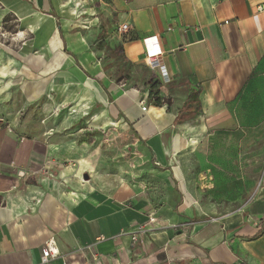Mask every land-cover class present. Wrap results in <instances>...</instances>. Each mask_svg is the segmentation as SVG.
I'll use <instances>...</instances> for the list:
<instances>
[{
    "label": "crops",
    "instance_id": "obj_1",
    "mask_svg": "<svg viewBox=\"0 0 264 264\" xmlns=\"http://www.w3.org/2000/svg\"><path fill=\"white\" fill-rule=\"evenodd\" d=\"M262 2L0 0V27L20 20L41 53L27 66L33 74L38 64L44 85L25 86L26 99L34 101L26 90L43 95L53 83L58 105L102 106L148 149L153 169L147 185L106 193L83 184L85 174L67 168L55 145L0 121V264H41L50 238L60 255L49 264H264ZM99 9L106 26L96 40H105L108 59L133 65L132 76L145 68L160 80L145 52L148 42L161 50L170 107L110 79L99 51L71 35L72 15L94 23ZM118 47L119 55L106 53ZM186 87L199 91L188 111ZM141 225L148 229L133 244L130 232Z\"/></svg>",
    "mask_w": 264,
    "mask_h": 264
},
{
    "label": "rangeland",
    "instance_id": "obj_2",
    "mask_svg": "<svg viewBox=\"0 0 264 264\" xmlns=\"http://www.w3.org/2000/svg\"><path fill=\"white\" fill-rule=\"evenodd\" d=\"M77 5L82 6L81 3ZM90 5L91 2H88L86 7L89 8ZM72 16L68 24L71 35L80 33L88 45V52L94 49L99 51L97 59L105 74L115 82L122 79L128 81L121 83L123 87L128 86L126 89H147L149 93V72H139L138 76H132V70H126L108 59L104 53L107 46L105 40H96L97 30L106 26L101 9L99 14H93L94 18H99L94 23L90 21V14ZM14 18L10 24H2L0 27L1 123L12 125L28 136L55 145L62 151L61 154L68 156L66 167L77 166L80 172L90 176L89 180H85L84 175L81 177L83 184H90L100 191L113 193L124 185H147L151 182L149 176L153 169L149 165L148 149L122 121L111 122L112 118L102 106L90 109L86 103L82 104L74 99L58 105L53 83L44 88L47 92L44 91L43 95L41 89L26 90L28 99L34 101L26 99L25 86L29 83L32 87L44 85V77L40 73L42 69L37 67L38 64L30 67L33 74L27 66L29 60H39L41 53L33 50L36 35L32 31L25 32L20 26V20L16 18L17 22H14ZM52 40L50 41L54 44ZM161 91L165 100L171 99L170 91L163 88ZM198 168L202 173V164ZM201 176L202 174L200 178ZM200 181L206 182L207 179L202 178Z\"/></svg>",
    "mask_w": 264,
    "mask_h": 264
},
{
    "label": "built area",
    "instance_id": "obj_3",
    "mask_svg": "<svg viewBox=\"0 0 264 264\" xmlns=\"http://www.w3.org/2000/svg\"><path fill=\"white\" fill-rule=\"evenodd\" d=\"M257 10L259 12H264V2L257 6ZM127 29L128 26L123 25L119 27L118 31L123 32L127 31ZM150 40L152 39L150 38ZM145 65L151 71L158 73L163 88H167L171 84L172 79L162 62V52L156 44L148 42V48L145 52ZM154 221L155 218L150 219V223H153ZM147 229L148 227L146 225H141L135 231L130 232L132 243L136 244L139 241L140 236L146 233ZM59 255L60 252L58 250L56 240L54 238H50L42 249L41 264H49Z\"/></svg>",
    "mask_w": 264,
    "mask_h": 264
},
{
    "label": "trees",
    "instance_id": "obj_4",
    "mask_svg": "<svg viewBox=\"0 0 264 264\" xmlns=\"http://www.w3.org/2000/svg\"><path fill=\"white\" fill-rule=\"evenodd\" d=\"M120 52H121V47L116 48L115 51L109 50V48L106 50V53H108L111 57H113L115 53L119 55ZM133 67H134L133 65L129 64L128 67H126V70H131ZM143 72L147 73L148 71L145 68H143ZM149 87H150V91L148 95V102H150L153 106H156V107H162L164 105H167L168 107L171 106V99L165 100L164 94L161 91L163 88V85L157 76H151ZM184 90L188 94V97L182 109L188 111V110H191L192 107H195V105H197L198 103L197 97L199 95V91L190 90V88H187V87L184 88ZM180 117H181V112L178 115L176 122L177 121L179 122Z\"/></svg>",
    "mask_w": 264,
    "mask_h": 264
},
{
    "label": "water",
    "instance_id": "obj_5",
    "mask_svg": "<svg viewBox=\"0 0 264 264\" xmlns=\"http://www.w3.org/2000/svg\"><path fill=\"white\" fill-rule=\"evenodd\" d=\"M84 179H85V180H89V176H88V174H85V175H84Z\"/></svg>",
    "mask_w": 264,
    "mask_h": 264
}]
</instances>
